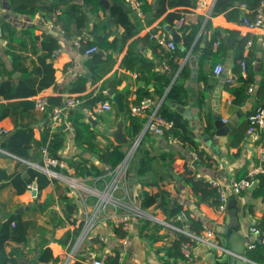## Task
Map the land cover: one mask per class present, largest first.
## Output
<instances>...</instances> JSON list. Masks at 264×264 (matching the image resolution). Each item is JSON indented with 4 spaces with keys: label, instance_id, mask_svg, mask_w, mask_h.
Listing matches in <instances>:
<instances>
[{
    "label": "crops",
    "instance_id": "obj_1",
    "mask_svg": "<svg viewBox=\"0 0 264 264\" xmlns=\"http://www.w3.org/2000/svg\"><path fill=\"white\" fill-rule=\"evenodd\" d=\"M45 1L47 0H0L1 28L3 23H8L18 30L33 26L40 37L44 33H51L59 39L61 44L58 53L53 58H47V63L52 62L54 67L55 82L28 99L34 100L38 95H45L52 103L59 104L71 96L80 97L87 93L95 95L100 90L104 78L96 82L92 80L91 72L86 65V61L91 55L82 51L81 46L79 47L75 43L78 38H81L80 35L70 36L59 25H55L54 20L58 11L54 12L52 16L47 15L41 7ZM64 1L65 3L71 1L79 4L84 2V0ZM215 1L197 0L193 7L171 9L180 10L188 25L196 24L201 18L203 19L195 40V42L198 41V50L193 51V47H191L184 56L171 55L176 52L177 48L184 50L185 45L178 20H175L173 24H161L166 13L152 24H146L144 20L141 21L136 16L132 7L125 1L129 11L119 5V2V8L113 9V0L104 2L101 0L97 14H93L85 8L91 19V27L98 17L105 18L106 21L108 18H113L114 26L107 22L111 29L110 40L122 33H126L129 38L124 48L116 55L117 61L113 70L107 75L115 86V91H113L106 84L104 90L106 93L112 92V95L108 93L112 97V101H109L113 105L112 109L103 113H97L96 106L93 111L87 108L82 109L86 114V119L92 121V126L99 133L97 139L102 146L109 143L116 144L103 133V130L115 128L123 111L127 113L125 132L129 137V147L136 138L147 131L145 128L149 111L137 116H133L130 112L133 117H137L141 121L137 137H131L127 128L130 123L128 110L132 104L136 103L137 98V96H133V91L139 87H148L153 96V107L164 104L171 110L181 113L189 123L192 141H183L174 136L167 138L163 134L158 135L150 132V135L146 137L144 147L150 150L151 156L154 157L156 169L148 170L141 177L132 171L134 179L127 181L128 192L131 194L133 202L140 205L143 191L154 195L161 189H166L170 193V199L183 206V210L177 216L183 222L182 225L189 224L191 226L192 223L199 230L212 229L215 235L214 240L235 254H224L205 244L194 243L190 259L186 258L182 247L181 252L184 258H169L166 249L171 246L174 233L180 227L175 223L167 222L161 208L156 206L148 207L145 210L157 219L168 223L167 225L158 221L167 226L158 232H154L153 225L145 226L139 219H133L129 230L125 231L116 225L108 215H104L92 234L85 239L86 242L83 239L81 242L75 241L70 244L69 239L67 244L63 245L60 240L65 239L67 232L74 231L83 221L85 205L79 196H75L78 203L77 212L72 217L63 219L54 183L43 188L39 194L37 183L34 181L29 184L27 190L21 193L16 186L11 184L2 191L5 198L3 200L7 202L8 209L17 213L23 212L25 219L29 218L35 221V224L30 228V248L34 251L27 255L23 264H73L77 260L82 261L83 264H90L95 257L103 258L105 263L114 249L121 252L120 264H160L162 261H167L170 264H243L238 260L244 261V264H264V246H258L255 249L247 247L248 243L254 239V236L250 234L251 226L257 225L264 233V183L260 182L264 173L257 175L256 183L251 188L249 187L237 195L230 193L229 188L234 179L244 178L252 166L260 164L264 166V159H261L259 153L264 129L255 131L253 134H249L247 131L248 116L258 106L264 104V28L250 29L244 24L243 16L251 17L252 13L251 8L242 9L241 3L238 6L240 13L237 19L230 18L228 13L211 15ZM34 7H36L35 11H33ZM21 9H24L25 12H21ZM208 19L213 27L222 29V34L217 35L218 44H216L217 41L213 44V53L216 52L219 41L225 45L222 56L215 64L213 56L205 58L202 51L213 35L212 30L204 29ZM129 20L141 23V28L137 31L129 23ZM54 27L56 30L53 29ZM90 30L91 28L85 30L84 35L90 34L88 32ZM152 33L164 34L167 38L176 41L177 47L174 50L166 48L171 54L165 56L158 48L152 47L149 42L141 41L142 38L150 36ZM136 39H140L137 53L154 63L151 72L140 73L141 67L139 71H133L121 65L130 43ZM4 40L7 41V38L2 31L0 71L3 65L7 69L12 68L14 62L12 55L7 52L8 42L5 43ZM249 40L252 41L251 45L247 44ZM249 52L254 56V60L244 75L242 62L239 64L238 57L240 55L247 56ZM100 53L106 55V52L102 50ZM22 54L27 58L25 66H29L31 61H37L38 55L32 52L30 44L28 49L22 50ZM176 63L180 65L178 70H174ZM217 63L225 65L224 71L219 76L214 73ZM185 64L188 65L189 72L185 76H181L179 72ZM88 72H90V77L86 75ZM163 75L171 76L172 80L164 86L163 94H159L157 90L160 89ZM13 76L17 81L21 72L16 71ZM81 76L87 77L86 88L83 91L75 92L72 90L73 84ZM2 77L0 75V80ZM144 77H147L148 83ZM229 78H232V81H228ZM246 78L249 80V86L247 90H241ZM119 80L120 82L116 83ZM175 81L180 82L183 86V93L171 102L167 95ZM18 102V98L11 100L0 98V103L5 104L10 111V114L0 119V139L2 135L16 127L18 119L34 122V136L37 140L41 137L43 127L48 123L53 131H63L64 145L59 151L62 159L67 161L81 155L90 156L93 165L101 169L105 167L97 155L87 153L78 147L75 142L74 128L67 124L68 115L61 120L59 125H53L49 111H41L36 107L27 110L25 105H19ZM16 112L20 116H17ZM218 119L223 120L229 126L227 134H218L216 126ZM4 151L6 150L0 148V152L5 153L0 155V169L4 170L0 181H10L7 176L12 179L18 172H23L22 166L26 162ZM39 151V148L33 146L31 156H35V153ZM162 153L166 154L164 158L161 156ZM194 155L197 157L196 159H194ZM170 157L172 160L169 165L167 163ZM28 160L36 162L31 158ZM191 164L195 167L194 171L189 169ZM167 165L172 169L168 170ZM102 177L109 181L110 175L107 173ZM81 179L86 185L94 186L97 183L95 176H81ZM209 179L220 180L227 186L228 200L224 211L218 208V194L216 189L208 183ZM35 185L36 195L33 194ZM49 194H54V202L44 210L38 208L37 203H43ZM184 213L185 217H182L181 215ZM7 217L5 215L2 219ZM96 237H98L97 241L92 240ZM42 244L43 248L41 249ZM12 246L9 245L8 249H11ZM55 258H59L57 263H53Z\"/></svg>",
    "mask_w": 264,
    "mask_h": 264
},
{
    "label": "trees",
    "instance_id": "obj_2",
    "mask_svg": "<svg viewBox=\"0 0 264 264\" xmlns=\"http://www.w3.org/2000/svg\"><path fill=\"white\" fill-rule=\"evenodd\" d=\"M120 0H113L114 8H119L118 2ZM142 9L144 12V22L146 24H152L160 16H164L161 20V24H173L175 20H178L183 16L180 10H171L178 7H193L196 5L197 0H141ZM246 3L251 8L254 9L260 5V0H216L214 6L211 10V15H217L220 13H228L230 18L238 17L240 13L239 4ZM101 5V0H84L83 4L72 3L68 1L65 3L64 0H47L41 6L45 10L47 15L52 16L54 12L58 11L55 17L54 24L59 25L60 28L66 32L68 35L73 36L74 34L80 35L81 37V50L97 46L98 51L93 52L86 61L87 68L91 72L92 80L94 82L99 81L104 78L101 84L100 90L94 95L93 93H87L86 95L80 96L83 103L68 112V119L75 131V142L79 148L83 149L85 152L92 155H97L100 162L109 166L111 169L115 168L125 157L122 146L116 145L114 143H109L106 146H102L100 141L97 139L98 132L92 126V121L86 119V114L82 108H87L89 110L94 109L97 103L102 101H112V97L104 92L105 85L108 84L109 87L115 91V86L112 84V79L107 76L112 70L117 61V54L124 48L126 42L128 41V35L122 33L116 36L113 40H110L111 29L105 18L98 17L95 23L90 26L91 19L89 18L85 8L89 9L93 14H97ZM34 7L33 11H35ZM25 12L24 9L20 10ZM34 13V12H31ZM250 18H253L254 13ZM203 19L196 24L188 25L183 23L179 26L181 35L184 41L183 48H177L176 52L171 54L168 53L165 47L161 46L158 41L151 36L142 38L141 41L149 42L152 47L159 49L165 56L168 54L184 56L188 50L193 47L194 50H198V41L195 42L196 37L201 29V22ZM129 23L136 28L138 31L141 28V23L133 22L129 20ZM140 25V26H139ZM2 31L5 38H7L8 48L7 52L13 57V66L7 69L4 65L0 71V75L3 76L0 80V98L11 100L18 98L19 105H25L26 109L34 108V100H29L30 96H33L49 87L55 82L54 67L52 62L47 63V58H53L61 48L59 39L51 33H44L40 37L35 32V27L28 26L24 29H16L8 23H3ZM91 28L88 31L91 34V38H86L84 31ZM204 29L206 31L212 30L213 35L211 40L208 41L203 51V57L208 58L210 55L213 56V63L218 62L220 56L223 54L225 45L222 41H219L216 52L213 53V44L218 40L217 35L222 34V29L218 27H213L211 21L205 23ZM140 39H136L130 43L128 47V52L122 59L121 65L125 66L129 70H137L142 68L140 73L145 71L151 72L154 63L146 59L142 54L137 53L139 48ZM195 42V43H194ZM31 45L32 52L38 55L37 61H31L29 66H25L27 60L26 56L22 54V50L28 49V45ZM19 46V47H18ZM42 49V50H41ZM41 50V52H39ZM100 50L106 52V55L100 53ZM252 52V51H251ZM239 64L245 60L247 63V69L251 67V63L254 60V56L249 54L247 56L240 55ZM179 64L176 63L174 70L179 69ZM141 67V68H140ZM188 65L181 67L179 74L185 76L189 69ZM176 68V69H175ZM16 71L21 72V76L16 79L13 74ZM7 76V78H4ZM146 83H148L147 77H144ZM162 82L160 89L157 90L159 94H163L164 86L169 84L172 77L164 76L162 77ZM87 77L81 76L75 84H73L72 90L75 92L83 91L86 88ZM117 81L116 83H119ZM249 80L244 79V84L241 86V90L248 88ZM183 86L180 82H173L167 97L171 102L174 101L178 96H180ZM136 103L139 102L143 97H153L147 86L139 87L136 90ZM79 97V96H78ZM52 103V102H51ZM56 103V102H55ZM54 104V103H52ZM60 105L62 103H59ZM158 113L168 120L173 121V126L167 129L163 135L165 137L174 136L180 140H191L189 132V123L187 119L183 117L181 113L176 110H171L167 105L161 104L158 108ZM10 114L9 108L5 104L0 103V119ZM17 116L18 112H16ZM128 118L130 123L127 125L128 132L131 137L135 138L139 134V127L141 126V121L137 117H133L128 110ZM19 118V117H18ZM34 122L27 120H16V127L2 135L0 139V148L6 150L7 152L22 157L31 158V160L37 163H43V153L42 147H47L49 155L52 157H60L59 151L64 145V135L63 131H53L48 123L43 127L40 139H36L34 136ZM238 133V131H237ZM150 135V131L147 130L142 136L140 143L134 153V156L130 162V166L127 172V181L134 179V174L137 176H144L148 170L156 169L154 164V157L151 156L150 150L145 148L146 137ZM35 146L40 149L39 152L35 153V156H31L32 147ZM1 153L0 155H4ZM166 154L162 153L161 156L164 158ZM172 158L167 164L170 165ZM68 167L73 169V175L76 177L81 176H95L96 185L104 186L107 182L102 175L107 173L106 168H98L93 165L90 156H79L73 157L66 161ZM90 164V165H89ZM170 170L172 167H168ZM23 172H18L14 178L10 181H0V219L7 215L8 217L0 221V264H23L24 259L30 252L34 249L30 248L31 231L30 228L35 224L33 219H25L23 217V212L17 213L11 209L7 208V202L3 200L2 191L8 186L13 185L18 188V191L24 192L28 189L29 184L36 181L38 186L39 194L43 188L47 187L52 182L55 185V192L58 195V202L63 213L64 218H70L78 210V203L75 195L70 193V187L57 180L50 178L43 171L25 163L22 166ZM4 175V170L0 169V177ZM6 176V175H5ZM9 182V183H7ZM260 182L264 183V176H261ZM214 188V187H213ZM17 194V193H15ZM5 199V198H4ZM54 202V194H49L47 199L43 203H37V207L44 210L51 203ZM141 207L146 209L151 206H156L161 208L164 218L167 222L175 223L178 227H182V221L178 219V214L183 210V206L174 202L170 199V193L166 189H161L156 194H150L147 191H143L141 199ZM34 208V207H31ZM145 226L153 225L154 232H158L162 228H167L166 225L154 221L149 218H139ZM192 221V220H189ZM14 223V225H13ZM190 226V225H189ZM83 227V221L74 229L72 232H67L65 239L60 240L63 245H66L70 239V244H73ZM191 228H195L191 223ZM97 238L92 240L97 241ZM85 240V239H84ZM187 237L180 231L176 230L174 233V239L169 248L166 249L169 258H184L181 252V247L183 241H186ZM86 242V240L84 241ZM9 245H13L11 249H8ZM43 248V244L40 246ZM59 258H55L53 263H57ZM121 263V252L118 249H114L113 253L109 255L106 259L105 264H120ZM73 264H83L82 261L77 260Z\"/></svg>",
    "mask_w": 264,
    "mask_h": 264
},
{
    "label": "built area",
    "instance_id": "obj_3",
    "mask_svg": "<svg viewBox=\"0 0 264 264\" xmlns=\"http://www.w3.org/2000/svg\"><path fill=\"white\" fill-rule=\"evenodd\" d=\"M124 1L132 7L136 16L141 21H143L144 12L142 9V1ZM240 7L242 9L248 10V5L246 3H241ZM250 11L254 13V16L253 18H250L248 15H244L242 19L244 24L250 29L264 28V0H260V5ZM177 22L179 26L185 23L184 15L179 18ZM150 36L156 39L161 46L167 49L174 50L177 47L176 41L172 40L171 38H167L164 34L152 33ZM0 37L2 38L1 27ZM88 37H90V34L86 35V38ZM4 42L6 43L7 41L4 40ZM75 43L80 47L81 38H78ZM251 43V40L247 42L248 45H251ZM216 44H218V41ZM96 51H98V47L92 46L86 49L85 53L90 54ZM224 69L225 65L223 63H217L214 67V73L219 76L224 71ZM242 71L245 75L247 71V63L245 60L242 61ZM228 81H232V78H229ZM133 96L136 97V90L133 91ZM34 102L37 109L41 111H49L50 120L53 125H59L61 123V120H63V118L68 115V112L71 109L79 107L83 103V100L78 96H71L60 105L52 104L49 97L45 95H38L35 97ZM112 107L113 105L111 104V102L102 101L96 105L95 110L97 113H103L105 111L111 110ZM158 108L159 105L153 107L151 97H143L139 102L132 104L130 112L133 116H137L143 115L149 111L145 130H149L152 133L160 135L173 126V121L161 116L158 113ZM67 124L72 128V125L69 121H67ZM263 129L264 104L258 106L256 110L248 116L247 131L249 134H253L255 133V131ZM140 140L138 141V138L135 139V141L132 143L127 153L125 154L124 159L115 168L111 169L109 166H105L107 173H109L110 175V178L103 187H98L96 185H86L81 177H76L73 175L72 169L68 167L64 159H62L61 157H52L51 155H49L47 147H42L43 163L32 162L26 158H22L13 154L12 155L20 159L21 161L26 162L27 164L43 171L50 178L57 179L67 184L70 187V193L81 198L85 205V213L83 217V227L80 235L76 240L77 242H81L83 239H86L92 234L97 223L104 215H108L116 225H119L125 231L129 230L130 224L133 219L139 218H149L168 225L167 222L157 219L153 214L148 213L140 205L134 203L131 198V194H129L128 192L127 172L134 153L140 143ZM4 152L11 154L7 151ZM259 153L261 159H264V137L259 148ZM196 158L197 157L194 155V159ZM189 169L194 171V165L191 164L189 166ZM260 173H264V166L262 164L252 166L248 169L247 175L244 178L239 180L234 179L230 183V193L237 195L253 186L256 183L257 175ZM208 183L216 189L219 201L218 208L221 211H224L228 200L227 186L220 180L216 179H209ZM181 216L185 217V213ZM178 230L187 237V240L183 241L182 243V250L186 258L188 259L191 258V249L194 243L205 244L224 254H235L234 252H232L225 246L218 244L214 240L215 235L212 229L206 228L203 230H199L196 228H191L189 224H187L178 228ZM250 234L254 236V239H252V241L248 243V249H255L258 246H264V233L262 232L261 228H259L257 225L251 226ZM247 261L252 262L249 259ZM90 264L105 263L103 258L95 257ZM160 264L170 263H168L167 261H162Z\"/></svg>",
    "mask_w": 264,
    "mask_h": 264
},
{
    "label": "water",
    "instance_id": "obj_4",
    "mask_svg": "<svg viewBox=\"0 0 264 264\" xmlns=\"http://www.w3.org/2000/svg\"><path fill=\"white\" fill-rule=\"evenodd\" d=\"M104 1L105 0H102V2H104ZM119 5H121L122 7H124V9H126V11H129L128 6L125 4V2L123 0H120L119 1ZM107 22L111 26H114L113 18H108L107 19ZM53 29L56 30V27H54ZM92 54L93 53H90L89 55H92ZM86 75L88 77H90V72H88ZM108 93L110 95H112V92L111 91H108ZM126 119H127V113H125L123 111L121 113L120 119L117 122L115 128H113V129H104L103 130V133L106 136H108L109 138H111L116 144L123 146V152L124 153H127L128 149H129V145H128V143H129V137H128L127 133L125 132ZM216 126H217V130H218V134L224 135V134H227L228 133L229 126L226 125V123L223 120H221V119L216 120ZM142 134H144V132ZM142 134L138 137V141L142 138ZM33 194L36 195V185L34 187ZM238 261H240V262H242L244 264V261H242V260H238ZM236 264H238V263H236Z\"/></svg>",
    "mask_w": 264,
    "mask_h": 264
}]
</instances>
